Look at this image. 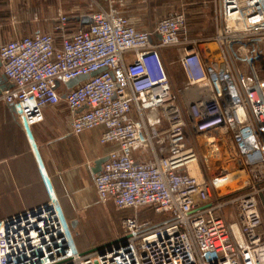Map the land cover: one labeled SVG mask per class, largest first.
Wrapping results in <instances>:
<instances>
[{
	"label": "built area",
	"instance_id": "2783aa9c",
	"mask_svg": "<svg viewBox=\"0 0 264 264\" xmlns=\"http://www.w3.org/2000/svg\"><path fill=\"white\" fill-rule=\"evenodd\" d=\"M103 1L84 27L68 31L60 14L52 32L2 44L12 86L1 98L23 127L62 99L74 134L103 127L100 142L114 147L94 174L99 199L161 218L126 217L112 243L80 253L51 194L0 221V264H264V77L247 76L228 47L264 43V0H218L220 29L205 49L185 36L181 12L139 30L117 0ZM167 46H178L182 90L194 86L185 104L162 61Z\"/></svg>",
	"mask_w": 264,
	"mask_h": 264
},
{
	"label": "crops",
	"instance_id": "0c3cea01",
	"mask_svg": "<svg viewBox=\"0 0 264 264\" xmlns=\"http://www.w3.org/2000/svg\"><path fill=\"white\" fill-rule=\"evenodd\" d=\"M216 1L170 0L164 6L169 11L190 7L189 14L203 18L204 9ZM161 2L117 0L115 5L137 29L152 30L161 19L156 15ZM103 5L96 0H0V46L38 32H52L60 14L68 19L67 30L74 31L79 28V17L106 8ZM11 86L7 78L0 81V221L38 208L54 194L69 222L81 212L84 201L99 199L92 170L96 160L106 157L114 145L100 142L101 126L74 134L72 114L63 99L44 108L40 122L23 127L12 106L1 98ZM178 94L185 104L194 98V86L186 91L181 88ZM134 156L139 158L137 152Z\"/></svg>",
	"mask_w": 264,
	"mask_h": 264
},
{
	"label": "rangeland",
	"instance_id": "374dc122",
	"mask_svg": "<svg viewBox=\"0 0 264 264\" xmlns=\"http://www.w3.org/2000/svg\"><path fill=\"white\" fill-rule=\"evenodd\" d=\"M51 1L53 2V0ZM96 1L101 5L105 3L103 0ZM162 1V6L156 9L157 17L160 15L162 18L174 12H181L186 18L185 36L192 41L191 43L195 42L200 49H205L206 45L203 44L206 42L215 43V37L220 29L218 0L216 4L211 3L210 7L204 9L203 18L192 13L189 14L187 11L191 9L190 7L177 6L176 9L169 11L170 8L166 9L164 5L170 0ZM101 8L99 9L102 10ZM243 44L245 46L242 48ZM228 47L231 55L239 63L243 62L241 66L247 76L264 77V43L262 41L234 39L229 42ZM161 57L172 88L179 95L178 90L183 88L188 81L179 63L178 46L163 47ZM225 209L227 210L226 207ZM143 211L136 212L132 208H118L111 201L103 202L97 198L84 201L81 212L73 217L76 226L70 227V222L73 220L67 222L73 235L75 248L82 253L115 240L122 232V222L126 217L137 215L138 218L153 221L161 218L152 210Z\"/></svg>",
	"mask_w": 264,
	"mask_h": 264
},
{
	"label": "water",
	"instance_id": "95a60500",
	"mask_svg": "<svg viewBox=\"0 0 264 264\" xmlns=\"http://www.w3.org/2000/svg\"><path fill=\"white\" fill-rule=\"evenodd\" d=\"M79 22H80L81 25H88V24H90V23L92 22V19L90 18V16H88V15H84V16L79 17ZM103 70H104V68H101V69H99V70H97V71H95V72L90 73L89 75H90V76H92V75H96V74H98L99 72H101V71H103ZM89 75H87V74H85V75H80V76H78V77H76V78H73V79L67 81V82L65 83V85H66L67 88H71V87L77 85L80 81L86 79ZM2 79H6V77H5V76H1V77H0V81H1ZM58 85H59V83L57 82L56 86H58ZM106 160H107V156L104 157V158H100V159L96 160L92 172H93L94 174H96L97 172H99V171L101 170L102 164H103ZM261 203H262V207H263V210H264V201L261 200ZM75 226H76V221H75V220L71 221V222H70V227H71V228H74ZM112 242H113V241H111V242H109V243H106V244H104V245H102V246H99V247H97V248H93V249L101 248V247H103V246H105V245H108V244H110V243H112Z\"/></svg>",
	"mask_w": 264,
	"mask_h": 264
},
{
	"label": "trees",
	"instance_id": "16d2710c",
	"mask_svg": "<svg viewBox=\"0 0 264 264\" xmlns=\"http://www.w3.org/2000/svg\"><path fill=\"white\" fill-rule=\"evenodd\" d=\"M77 24L80 26V27H84L85 25H81L79 22H77ZM147 210H152V209H147ZM144 211H146V210H144ZM143 211V212H144ZM153 211V210H152ZM154 212V211H153ZM139 219L140 220H144V218H141V217H139Z\"/></svg>",
	"mask_w": 264,
	"mask_h": 264
}]
</instances>
